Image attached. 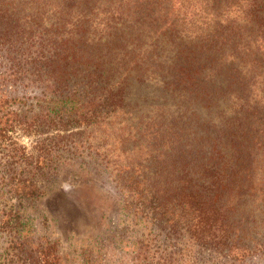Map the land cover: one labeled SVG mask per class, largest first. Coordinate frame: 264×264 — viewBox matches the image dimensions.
I'll return each instance as SVG.
<instances>
[{
	"label": "trees",
	"instance_id": "trees-1",
	"mask_svg": "<svg viewBox=\"0 0 264 264\" xmlns=\"http://www.w3.org/2000/svg\"><path fill=\"white\" fill-rule=\"evenodd\" d=\"M73 164L122 215L77 264H264V0H0V264H63Z\"/></svg>",
	"mask_w": 264,
	"mask_h": 264
},
{
	"label": "rangeland",
	"instance_id": "rangeland-1",
	"mask_svg": "<svg viewBox=\"0 0 264 264\" xmlns=\"http://www.w3.org/2000/svg\"><path fill=\"white\" fill-rule=\"evenodd\" d=\"M18 138L29 148L37 139L21 134ZM46 189L39 211L51 220L47 235L60 240L63 264H77L83 247L122 223L114 186L96 169L77 164L61 167Z\"/></svg>",
	"mask_w": 264,
	"mask_h": 264
}]
</instances>
